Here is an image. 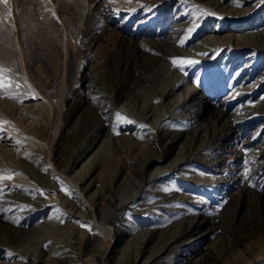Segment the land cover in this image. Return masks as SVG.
Returning a JSON list of instances; mask_svg holds the SVG:
<instances>
[{
  "label": "rangeland",
  "instance_id": "1",
  "mask_svg": "<svg viewBox=\"0 0 264 264\" xmlns=\"http://www.w3.org/2000/svg\"><path fill=\"white\" fill-rule=\"evenodd\" d=\"M213 3L0 0V264L102 251L103 264H240L238 249L264 250V48L197 63ZM250 24L264 30V10ZM92 202L119 215L113 243Z\"/></svg>",
  "mask_w": 264,
  "mask_h": 264
},
{
  "label": "bare ground",
  "instance_id": "2",
  "mask_svg": "<svg viewBox=\"0 0 264 264\" xmlns=\"http://www.w3.org/2000/svg\"><path fill=\"white\" fill-rule=\"evenodd\" d=\"M239 1V0H238ZM244 1V0H243ZM247 3H249L248 6H244L241 7L239 9H236L234 11L235 15H231L229 13H224L221 12L223 10H221V6H223L220 2L221 0H218V3L216 4H211L209 6H206L207 8L214 11L215 16H217L218 18V22L216 24V26L213 29H210L208 34L205 36L204 39H202L201 41H203V46L197 48L196 50V60L197 63L202 59V58H208L210 60V62H213L214 59L223 51L225 50L224 48L227 47L228 45H230L231 43H237L241 46H254L257 48H264V30L258 29V30H251L249 29L250 21L251 19L260 11L264 10V0H258L259 2H255L253 6H251V3L254 0H246ZM234 3V2H233ZM221 4V5H220ZM226 4V2H225ZM245 4V3H243ZM229 5V4H228ZM235 5V4H234ZM227 8V7H226ZM223 9V8H222ZM226 10V9H225ZM227 11V10H226ZM244 12H250L245 18H242L241 16H237L236 14H243ZM207 13V12H206ZM246 14V13H245ZM214 17V16H213ZM212 17V18H213ZM211 19V18H210ZM207 30V29H206ZM203 35V34H202ZM202 37V36H201ZM190 42V41H189ZM190 44V43H189ZM196 49V48H195ZM244 49V48H243ZM242 49V50H243ZM194 50V48H193ZM263 51V50H262ZM223 53V52H222ZM221 53V54H222ZM192 57V56H191ZM219 57V56H218ZM248 59V58H247ZM195 60V59H194ZM203 61V60H202ZM191 62V61H190ZM196 62V61H195ZM194 62V63H195ZM193 63V64H194ZM195 63V65L197 64ZM210 64V63H209ZM208 65H206L200 75H199V79H201L203 76H205L208 67H210ZM200 65V64H199ZM192 67V66H191ZM193 69V67H192ZM189 70V69H188ZM196 70V69H195ZM194 71V70H193ZM191 72V70L189 71ZM192 73V72H191ZM184 76V75H183ZM187 76V75H186ZM186 79L183 77H176V78H172L169 79L164 85V89L162 90V93L165 94L166 92L168 93V90L170 88L174 89L176 87H178L182 81H184ZM186 83V82H185ZM179 88V87H178ZM173 90V89H172ZM190 92L189 90L185 89L184 91H182L181 93L178 94V97L176 99V103L181 102L187 95H189ZM152 108V107H151ZM171 110V109H170ZM169 110V111H170ZM166 111V110H165ZM165 111L163 113H161L159 116V120L162 119L163 117H165V115L169 112ZM122 112V111H121ZM124 114V112H123ZM122 114V115H123ZM126 117H128V115L126 114ZM127 122V121H126ZM132 122V121H131ZM128 123H130V121H128ZM127 123V124H128ZM133 123V122H132ZM136 125V123H133ZM131 125V124H130ZM125 126V125H124ZM120 127V126H119ZM143 127V126H142ZM122 128V127H121ZM124 130V129H122ZM138 131V130H137ZM141 130H139L140 132ZM137 133V132H136ZM226 160V159H225ZM221 162V161H220ZM226 162V161H225ZM222 169V168H221ZM224 170V169H223ZM222 170V171H223ZM221 172V171H220ZM88 175V174H87ZM85 176V175H84ZM223 177V176H222ZM221 177V178H222ZM83 178V177H82ZM129 193H126L124 196H121L118 200V206L120 208V210H122L124 208V206L128 203V199H129ZM97 203V202H96ZM96 203H91L90 206L88 207L90 210L92 209V214L94 215L93 217L95 218L96 222L97 219L99 220V222H102L101 224H106L107 225H101L100 224V228L102 229V231L110 236L111 240L110 243H113V240L115 239V233L118 232L119 228L117 227V223L120 220L119 218L115 217V215H113L109 210H111V208H108L107 210H104L101 214L100 217H96V213L94 212V210H97V206ZM126 208V207H125ZM101 212V211H100ZM65 215V214H64ZM92 217V218H93ZM93 218V219H94ZM76 219V218H75ZM113 221L114 223L112 224L113 226H115L114 228L108 226V222ZM121 222V221H120ZM77 223V222H76ZM98 224V223H97ZM193 224V223H192ZM99 225V224H98ZM97 225V226H98ZM197 226V225H196ZM195 227V225H194ZM199 229V228H198ZM193 230V229H192ZM196 230V229H195ZM194 232V231H193ZM98 235V234H97ZM105 235V236H106ZM200 236V235H199ZM98 241L101 239V236L98 235L97 236ZM196 238V237H195ZM194 239V238H193ZM120 241V240H119ZM100 244V242H98ZM101 245V244H100ZM188 245V244H187ZM102 246V245H101ZM100 246V247H101ZM97 250V249H96ZM98 251V250H97ZM106 251V250H105ZM100 253V252H99ZM237 255H239V258L241 260L240 264H264V250H263V246H256L255 247V257H253L252 255H248L247 253H245V250L240 248L237 251ZM104 257L105 253H103V251L100 253V255H96L95 256V260L94 263L95 264H103L102 260L100 259V257ZM43 261V260H42ZM141 261V260H140ZM135 262V261H134ZM181 263V262H180ZM35 264V263H34Z\"/></svg>",
  "mask_w": 264,
  "mask_h": 264
}]
</instances>
